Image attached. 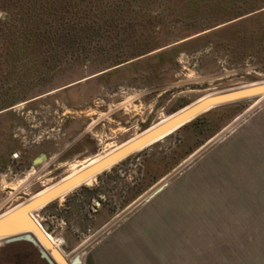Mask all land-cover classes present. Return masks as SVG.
Here are the masks:
<instances>
[{
  "label": "rangeland",
  "instance_id": "1",
  "mask_svg": "<svg viewBox=\"0 0 264 264\" xmlns=\"http://www.w3.org/2000/svg\"><path fill=\"white\" fill-rule=\"evenodd\" d=\"M30 1H70L50 17L71 40L34 52L0 29V216L193 104L264 83V0H0V21ZM199 117L129 163L146 190L124 209L66 205L79 186L33 219L81 264H264V96ZM4 239L0 264H48Z\"/></svg>",
  "mask_w": 264,
  "mask_h": 264
},
{
  "label": "water",
  "instance_id": "2",
  "mask_svg": "<svg viewBox=\"0 0 264 264\" xmlns=\"http://www.w3.org/2000/svg\"><path fill=\"white\" fill-rule=\"evenodd\" d=\"M259 96H264V83L223 92L193 104L187 111H184L168 122L155 126L150 131L144 133L140 138L104 157L91 167L50 189L45 194L30 200L9 214L0 216V235L5 234L7 236V239H4L6 244L20 241L32 244L39 250L41 259L45 260L48 264H81L80 257H76L74 260L69 261L47 238L45 230L33 219L32 213L34 211L64 196L72 189L82 186L88 180L104 173L130 157L132 154L140 152L170 136L181 127L212 109ZM166 186L167 185H164L158 189L150 198L144 201L141 206L148 203Z\"/></svg>",
  "mask_w": 264,
  "mask_h": 264
},
{
  "label": "trees",
  "instance_id": "3",
  "mask_svg": "<svg viewBox=\"0 0 264 264\" xmlns=\"http://www.w3.org/2000/svg\"><path fill=\"white\" fill-rule=\"evenodd\" d=\"M70 1L66 2H55V1H40L37 2H27L26 12L24 14H18L19 12H13L10 14V18L5 21V23L0 21V29H5L10 32V36H13L14 43L19 44H27V48L31 50H42L46 47V45H50L53 42H56L58 36H61V31L65 32L64 40H71V30L72 27L66 28L64 24V20L62 18H58L56 22H54V18L51 19L50 14L58 8V4L66 7ZM58 27V28H57ZM59 27H61L59 29ZM9 28L11 29L9 31ZM60 31H57V30ZM56 30V31H55ZM141 51L140 53H142ZM139 54V53H138ZM127 56L126 58H129ZM203 117H198L190 124H196L200 122ZM188 125H185L186 127ZM175 133L166 137L163 141H159L156 144L142 150L141 152L128 157L126 160L112 167L109 171H105L97 177V184L88 187L86 185L81 186L78 190H76L72 195L67 197L65 204L69 205L72 201H81L85 196L88 197V204H91L92 200L96 199L101 205L108 206L111 212H119L124 209L127 205L132 203L135 199H137L145 190L146 187L142 186V184L135 183L133 186L130 183H127L125 180L128 179L132 168L130 167V162L132 166H135L133 162L149 150H152L158 147L161 144H164L172 139H175ZM133 163V164H132ZM118 198L117 194L114 193L118 188ZM117 198V199H116ZM56 202H53L46 206V208H50L54 206ZM94 209H97L96 205H94ZM32 251L37 253V250L31 245Z\"/></svg>",
  "mask_w": 264,
  "mask_h": 264
},
{
  "label": "bare ground",
  "instance_id": "4",
  "mask_svg": "<svg viewBox=\"0 0 264 264\" xmlns=\"http://www.w3.org/2000/svg\"><path fill=\"white\" fill-rule=\"evenodd\" d=\"M47 235V234H46ZM49 237V236H48ZM51 238V237H50Z\"/></svg>",
  "mask_w": 264,
  "mask_h": 264
}]
</instances>
